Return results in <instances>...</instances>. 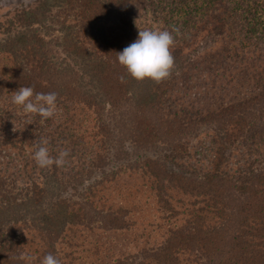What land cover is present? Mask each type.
<instances>
[{
	"label": "trees",
	"instance_id": "trees-1",
	"mask_svg": "<svg viewBox=\"0 0 264 264\" xmlns=\"http://www.w3.org/2000/svg\"><path fill=\"white\" fill-rule=\"evenodd\" d=\"M130 1L34 0L0 21V163L22 183L0 173V264H29L24 255L41 264L49 253L60 264H264V0H156V24L181 40L174 65L191 29L207 31L209 19L228 32L220 60L254 53L239 62L251 91L193 116L164 108L175 67L157 84L119 64L117 53L137 39L123 17ZM55 7L71 21L51 50L39 28ZM21 86L33 100L57 93L53 117L14 105ZM202 122L215 124L202 172L172 170L174 153L128 159L123 142L169 145ZM37 133L50 156L68 150L63 167L37 166L28 149ZM234 144L242 167L223 170Z\"/></svg>",
	"mask_w": 264,
	"mask_h": 264
},
{
	"label": "rangeland",
	"instance_id": "rangeland-1",
	"mask_svg": "<svg viewBox=\"0 0 264 264\" xmlns=\"http://www.w3.org/2000/svg\"><path fill=\"white\" fill-rule=\"evenodd\" d=\"M150 1H152V5H150ZM33 2L34 0H0V21H5L7 14L11 16L15 8H21ZM156 3V0H131L129 4L130 8L123 11V17L129 22V30H131L137 38L140 30H163V26L156 24L154 19L155 8L153 5H156ZM62 11L63 9L55 7L50 19L40 28L38 27L40 32L50 40L49 47L51 50L60 49L59 44L67 30L65 26L71 21L70 14L65 19ZM65 20L66 22L63 24L62 21ZM207 24L209 25L204 27L207 31H201L203 23L197 24V26L191 29L195 37L190 45L184 47V53L182 54L183 62L181 61L182 63H176L174 65L176 72L171 77L168 91L165 95L164 108L167 110H176L184 116L186 112L193 116V114H198L200 111L205 113L206 111L212 110L220 105L222 99L228 100L236 96L238 92L251 91L249 90V85H247L244 80V77L247 76L248 73L239 72L244 66L240 65L239 62L244 56H254L253 51L240 50L238 54L242 56L236 59L235 55L230 52L231 49L226 50V53H231L230 61L220 60L218 48L220 45H225V41H227V29L221 27L219 28L220 31H214L213 24H215V22L211 19H209V23ZM35 27H37V25H35ZM77 28H79V26H77ZM210 31L213 32V35H206ZM213 39H216L215 43H211ZM180 42L181 40L174 39V44L170 49L171 52L174 48L179 46ZM205 43H207L206 46L210 48L206 51L204 49V47H206ZM233 51L232 49V52ZM188 56H190L191 59H189ZM59 60H62V58L60 57ZM211 61H213V63H211ZM206 62L209 64H205ZM260 63L261 64H259L257 68L258 70L261 68L263 62ZM247 64L248 62L245 63L246 66ZM207 65H210V67ZM249 71H252V66ZM107 110L108 109L105 111V120L111 115ZM183 110L185 112H182ZM117 119L118 118H113V122L117 121ZM39 128L40 125L34 127V129L37 130ZM214 128L215 124H205L202 122L190 134L184 135L179 138V140L169 143V145L157 144L151 148H137L128 141L123 142V145L128 150L127 156L129 160L141 159L147 156L164 158V155L166 157V155L174 153L175 155L167 157L169 159V167L172 168V170H178L181 166L190 164L201 171L208 168L207 164L209 162L206 161L204 157L208 154L205 151L209 144V136L213 133ZM40 138L41 134L37 133V136L29 144L28 149L33 151V153L37 150L38 146H40ZM110 144L109 147L114 148L112 150L114 151V143L111 142ZM169 146L175 148V150H169ZM1 148L0 156H2L3 151L5 152L4 147ZM112 151H110V154ZM238 152L239 149L235 147V144L234 146H229L227 149V160L222 164L221 169L231 172L239 170L242 167V162L238 161ZM3 168L4 166L0 163V173L16 180L10 169L7 170V168ZM88 176H92V173H89ZM16 181L19 186L22 185L21 180Z\"/></svg>",
	"mask_w": 264,
	"mask_h": 264
},
{
	"label": "clouds",
	"instance_id": "clouds-1",
	"mask_svg": "<svg viewBox=\"0 0 264 264\" xmlns=\"http://www.w3.org/2000/svg\"><path fill=\"white\" fill-rule=\"evenodd\" d=\"M173 44L174 37L168 30H140L138 38L117 53V60L131 78L137 81L147 78L159 84L170 77L174 67L175 61L170 50ZM33 94L32 87L21 86L15 91L12 103L21 107L26 114H38L45 120L53 117L57 107V93H36L34 100ZM47 144L48 141L42 138L40 146L33 154L37 166L63 167L69 155L68 150H61L56 157H52ZM20 259L30 264L32 257L24 255ZM41 264H60V260L49 253L43 257Z\"/></svg>",
	"mask_w": 264,
	"mask_h": 264
}]
</instances>
